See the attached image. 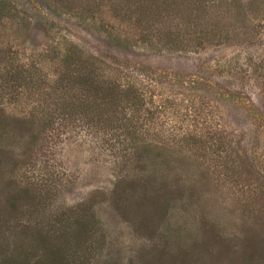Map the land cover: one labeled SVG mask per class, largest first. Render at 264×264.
Returning a JSON list of instances; mask_svg holds the SVG:
<instances>
[{
    "label": "rangeland",
    "instance_id": "rangeland-1",
    "mask_svg": "<svg viewBox=\"0 0 264 264\" xmlns=\"http://www.w3.org/2000/svg\"><path fill=\"white\" fill-rule=\"evenodd\" d=\"M98 1L16 0L28 18L24 24L0 19V72L11 64L20 69L40 54L41 60L49 58L66 41L96 57L132 59L102 45L106 34L99 30L100 19L112 10L100 11ZM205 1L222 6L211 9L221 18L209 28L223 27L222 35L198 43L200 24L209 25L211 15L189 13L190 19L178 18L177 23L189 30L187 37L196 47L184 55L177 49L162 56L150 50L142 58L145 72L129 68L121 79L133 83L144 98L137 141L144 137L169 158L179 159L149 169L134 156L123 164L122 150L137 149L130 138L122 136L123 143L116 141L111 148L79 124L58 136L43 132L36 145L28 144L30 131L25 129L11 141L3 140L0 261L16 252L12 233L38 218L23 211L28 198L21 188L28 183H49L56 194L46 213L97 202L101 246L85 250L88 258L71 255L73 259H91L90 264H245L249 244L264 253V242L248 231L264 232V0ZM118 23L126 35L141 37L136 25L116 17ZM132 45L128 51H142L148 43L136 40ZM36 90L44 91L41 85ZM18 102L9 104L6 98L2 105L21 112L23 102ZM146 174L151 177L143 186ZM11 201L17 208L9 214ZM75 250L78 255L83 251Z\"/></svg>",
    "mask_w": 264,
    "mask_h": 264
},
{
    "label": "trees",
    "instance_id": "trees-1",
    "mask_svg": "<svg viewBox=\"0 0 264 264\" xmlns=\"http://www.w3.org/2000/svg\"><path fill=\"white\" fill-rule=\"evenodd\" d=\"M98 5L95 7L99 10H112L107 18L100 19L102 23L99 30L103 29L106 34L102 45L116 51L119 56L130 55L133 60L120 61L107 55L96 57L66 41L60 43L55 49L56 54L49 58L41 60L40 54L39 58L21 63L20 69L12 68L14 65L11 64V67L0 72V146H3V140L11 141L13 135L23 129L30 131L28 144L36 145L37 141L43 139V132L58 136V133L70 131L79 124L89 133L99 135L104 143H110L111 148L115 147L116 141L123 143V137L130 138L137 149L122 150L123 164L134 159L133 156L146 169L152 168L154 164H172L170 159H179L178 156L169 158L165 149H156V144L144 137H139L137 141V132L142 127V124L139 126L137 123L144 112V98L133 83L122 82L121 79L129 68L145 72L142 58L148 57L145 54L150 50L162 56L170 54L174 49L185 54L190 47H196L190 41L191 38L187 37L189 30L186 27L180 28L177 23L178 18L182 22L190 19L189 13L198 17H203L204 13L205 16L211 15L207 19L209 25L208 22L206 26L200 24L199 37H195L198 43H208L215 39L217 33L222 35L223 27L215 29L213 26L209 30L211 24L217 21L216 17L221 18L216 9H211L222 6L207 4L205 0H99ZM25 8H19L16 0H0V19L14 18L22 20L24 24L28 18ZM116 17L124 24L136 25L139 29L136 35L141 37L126 35L123 24H115ZM136 40L148 43V46L142 51H128L127 48L133 46ZM109 42L113 47L105 45ZM40 85L44 91L38 94L36 88ZM36 92L38 98L34 96ZM6 98L9 104L13 101L15 103L17 99L20 101L18 103L23 102L21 112H15L13 106L7 110L2 105ZM150 177L151 174H146L140 184L147 185ZM118 185H114L112 192L117 193ZM25 187L21 190L27 195L28 206L23 211L29 216L38 215V218L30 221L22 230L16 229V233H12L16 237V252H12L7 261L2 258L0 264H90L91 259L82 261L71 258V255L88 258L85 250L99 249L101 246L97 235L101 227L95 213L97 202H83L72 208L57 209L53 214L46 213L51 206L49 183L39 187L28 183ZM9 206V214L17 208L13 201ZM248 231L264 242V232L261 236L255 228H249ZM74 246L83 251L78 255ZM248 246L252 248L243 259L244 263L257 264L261 260L264 264V253H261L263 249L253 248L252 244Z\"/></svg>",
    "mask_w": 264,
    "mask_h": 264
}]
</instances>
